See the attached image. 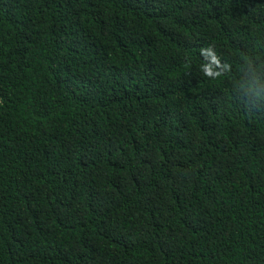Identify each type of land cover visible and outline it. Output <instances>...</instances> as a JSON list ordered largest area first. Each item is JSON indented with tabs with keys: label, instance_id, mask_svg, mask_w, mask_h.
I'll use <instances>...</instances> for the list:
<instances>
[{
	"label": "trees",
	"instance_id": "obj_1",
	"mask_svg": "<svg viewBox=\"0 0 264 264\" xmlns=\"http://www.w3.org/2000/svg\"><path fill=\"white\" fill-rule=\"evenodd\" d=\"M0 264H264V0H0Z\"/></svg>",
	"mask_w": 264,
	"mask_h": 264
}]
</instances>
